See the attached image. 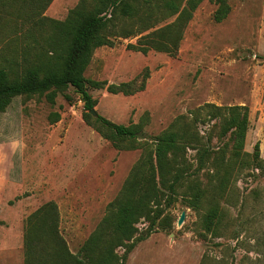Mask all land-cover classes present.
Here are the masks:
<instances>
[{"label": "rangeland", "instance_id": "obj_1", "mask_svg": "<svg viewBox=\"0 0 264 264\" xmlns=\"http://www.w3.org/2000/svg\"><path fill=\"white\" fill-rule=\"evenodd\" d=\"M78 1L52 0L41 15L63 20ZM227 2L230 10L220 22L214 20L215 0L200 2L175 55L126 48L149 29L96 48L84 71L87 78L119 83L148 68L144 90L132 95L88 87L99 115L119 124L143 123L140 143L153 145L155 136L185 117L211 155L228 142V157L231 139L220 135V117L209 119L202 106L248 109L246 166L238 159L219 169L208 163L186 178L174 199L162 204L159 228L143 240L134 238L125 264H264V0ZM7 46L9 52L13 44ZM37 53L36 48L17 54L20 66ZM83 112L71 87L59 91L53 103L44 95L16 96L0 111V264H23L26 218L48 201L57 205L59 233L77 253L141 155L140 147H115L98 131L99 122L84 121ZM256 142L259 168L251 157ZM195 155V149H186L190 170L197 166ZM191 181L204 191L197 208L188 205ZM212 204L221 217L216 229L207 231L202 216ZM137 226L143 233L147 222ZM123 251L116 249L119 256Z\"/></svg>", "mask_w": 264, "mask_h": 264}, {"label": "trees", "instance_id": "obj_2", "mask_svg": "<svg viewBox=\"0 0 264 264\" xmlns=\"http://www.w3.org/2000/svg\"><path fill=\"white\" fill-rule=\"evenodd\" d=\"M51 1L0 0V111L16 96L44 95L53 103L59 91L71 87L83 101L82 116L87 124H92L93 120L99 122L104 130L98 127V131L117 148L140 147L143 151L77 253L69 250L59 233L55 202H45L27 216L23 264H125L135 245L134 238L143 240L159 228L162 204L174 199L185 180L208 163L219 169L221 164L228 165L238 159L246 166L248 162L242 156L249 154L242 148L249 125L248 109L244 105L205 103L202 106L208 111L209 119L220 117V135L231 139L228 157H225L228 142L218 148V154L211 155V148L201 143L199 134L191 130L185 117L155 136L151 141L153 145L138 142L143 129L141 121L125 125L99 114L92 116L89 110L94 108L96 99L88 87L132 95L144 90L148 68L119 83L87 78L84 71L92 53L98 47L113 46L117 38L140 35L150 29L140 35L136 43H127L126 48L143 54L156 50L175 55L184 28L202 0H79L63 20L41 15ZM215 2L214 20L220 22L230 6L227 0ZM171 17H174L172 21L156 27ZM8 43L13 46L6 52L10 47ZM36 48L35 59L23 60L20 66L17 54ZM48 53L49 59L44 60ZM65 97L69 98L67 94ZM58 117L55 115L56 120ZM122 141L127 142L121 144ZM188 147L196 150L194 170H190L186 157ZM251 157L259 168L263 160L258 142L254 144ZM192 181L187 185L191 197L188 205L197 208L204 199V191ZM220 217L217 204L209 206L202 216L205 229H216ZM141 220L147 222L143 233L137 226ZM119 247L124 249L121 256L116 253Z\"/></svg>", "mask_w": 264, "mask_h": 264}, {"label": "water", "instance_id": "obj_3", "mask_svg": "<svg viewBox=\"0 0 264 264\" xmlns=\"http://www.w3.org/2000/svg\"><path fill=\"white\" fill-rule=\"evenodd\" d=\"M89 112H90L93 116H97V115H98V113L96 112V110H95L94 108L90 109ZM183 219H184V212L181 213L180 217L178 218L177 223H178V224H181L182 221H183Z\"/></svg>", "mask_w": 264, "mask_h": 264}, {"label": "clouds", "instance_id": "obj_4", "mask_svg": "<svg viewBox=\"0 0 264 264\" xmlns=\"http://www.w3.org/2000/svg\"><path fill=\"white\" fill-rule=\"evenodd\" d=\"M14 144H15V142H14Z\"/></svg>", "mask_w": 264, "mask_h": 264}]
</instances>
